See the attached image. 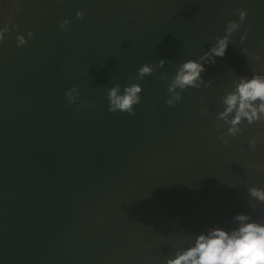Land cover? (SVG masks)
I'll list each match as a JSON object with an SVG mask.
<instances>
[{"label": "water", "instance_id": "95a60500", "mask_svg": "<svg viewBox=\"0 0 264 264\" xmlns=\"http://www.w3.org/2000/svg\"><path fill=\"white\" fill-rule=\"evenodd\" d=\"M240 9L224 56L205 65L210 84L167 105L179 63L207 51ZM4 21L0 264H164L236 213L264 223L249 193L264 189V119L227 144L216 119L238 76L264 74V0H0ZM131 82L142 86L134 114L108 111V89Z\"/></svg>", "mask_w": 264, "mask_h": 264}, {"label": "clouds", "instance_id": "9594fccd", "mask_svg": "<svg viewBox=\"0 0 264 264\" xmlns=\"http://www.w3.org/2000/svg\"><path fill=\"white\" fill-rule=\"evenodd\" d=\"M82 14L77 11L76 17L79 18ZM246 16L247 11L240 9L239 20H229L225 34L217 36L207 51L197 59H186L179 63L167 84V105H175L181 99V93L189 87L199 88L201 84L207 87L210 84L202 76L205 65L215 64L217 57L224 56L230 36L241 26ZM9 22L0 23V41L10 31ZM68 23L65 19L60 27L64 28ZM12 27L15 28L16 24L13 23ZM32 35L29 31L27 38ZM27 38L24 34H17V46L26 44ZM164 64V59H160L155 65L142 64L136 70L137 81L152 73L154 67H162ZM141 92L139 82L125 84L123 88L119 83L114 84L107 91L108 111L134 114V106L140 103ZM79 95L75 87L65 92L68 103H74ZM219 103L220 110L216 112V119L221 122L218 126L226 129L227 136L220 134L217 138L227 144V137L235 136L242 123L251 125L264 119V74L254 72L251 76H238L234 86L219 97ZM201 104H204L203 98ZM202 111L206 113L207 107L202 108ZM248 144L255 148L257 140L250 138ZM249 193L264 202V189L253 186L249 188ZM233 219L236 223L231 228L215 225L196 232L191 242L169 255L164 264H264V223L243 212L236 213Z\"/></svg>", "mask_w": 264, "mask_h": 264}]
</instances>
